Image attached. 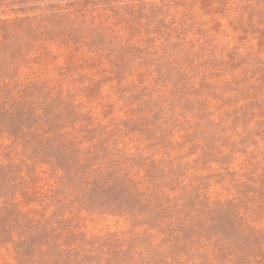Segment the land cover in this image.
<instances>
[{"label": "rangeland", "instance_id": "rangeland-1", "mask_svg": "<svg viewBox=\"0 0 264 264\" xmlns=\"http://www.w3.org/2000/svg\"><path fill=\"white\" fill-rule=\"evenodd\" d=\"M0 264H264V0H0Z\"/></svg>", "mask_w": 264, "mask_h": 264}]
</instances>
